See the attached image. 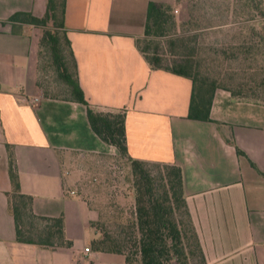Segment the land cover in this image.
<instances>
[{
  "label": "crops",
  "instance_id": "crops-1",
  "mask_svg": "<svg viewBox=\"0 0 264 264\" xmlns=\"http://www.w3.org/2000/svg\"><path fill=\"white\" fill-rule=\"evenodd\" d=\"M152 1L173 3L66 0L64 30L85 99L97 109H126L132 157L182 168L207 264H264V102L218 88L210 120L190 118L192 80L153 69L140 49ZM47 2L0 0V264L112 262L113 253L85 252L95 233L76 186V157L118 151L93 130L85 104L45 93L44 26L10 20L17 12L43 17ZM10 152L33 213L62 216L71 247L18 242Z\"/></svg>",
  "mask_w": 264,
  "mask_h": 264
},
{
  "label": "trees",
  "instance_id": "trees-1",
  "mask_svg": "<svg viewBox=\"0 0 264 264\" xmlns=\"http://www.w3.org/2000/svg\"><path fill=\"white\" fill-rule=\"evenodd\" d=\"M235 7V12L241 17L248 16L252 11H256L260 17L257 21L258 27L250 26L252 32L249 35L253 39L248 40L247 36H242L226 48L233 54H241L244 61L255 63L250 65L254 70L253 74L257 76L250 79L253 82L251 85L244 81L235 82L233 78L227 83L202 70L196 53L180 51L188 49L189 40L195 39L194 37L182 35L168 37L169 51L173 56L169 59L159 50L161 41L157 42L154 50L148 42L144 46L140 45L145 59L153 69H165L192 80L190 118L210 120L212 102L218 88L230 91L236 98L261 102L253 99L254 96L250 94L257 92V89L264 90L263 0H237ZM172 10L170 4L150 2L146 33L171 34L176 29ZM65 12L66 0H48L43 17L35 16L31 12H17L10 20L44 27L52 24V29L44 31L41 50L42 48L49 50L52 64L60 78L68 85L71 97L87 106L88 119L93 130L104 142L116 148L118 151L116 156L129 168L136 206L135 217L127 226L133 231L125 239H121L122 243L114 238L109 241L97 239L94 241L95 250L122 254L125 264H207L199 235L188 211L182 168L176 164L132 157L127 144L126 109L116 111L97 109L85 99L77 78L71 42L64 30ZM176 47L179 49L176 50ZM166 60L171 61V64L165 63ZM9 157L13 184L9 200L15 218L18 242L48 247H71L72 242L66 236L62 216L49 218L33 213V197L20 191L19 175L12 152Z\"/></svg>",
  "mask_w": 264,
  "mask_h": 264
},
{
  "label": "rangeland",
  "instance_id": "rangeland-1",
  "mask_svg": "<svg viewBox=\"0 0 264 264\" xmlns=\"http://www.w3.org/2000/svg\"><path fill=\"white\" fill-rule=\"evenodd\" d=\"M172 1L173 3H163L172 6L176 29L169 35H148L142 40L141 45L144 46L148 42L154 50L157 42L161 41L159 50L165 58L169 59L173 56L169 51L168 37L181 35L194 37L195 39L189 40L188 49L184 48L180 51L196 53V59L202 70L227 83L231 82L230 78H233L235 82L244 81L250 85L253 84L250 79L257 76L253 74L254 70L250 68V65L255 63L244 61L241 54H233L226 48L242 36H247L248 40L253 39L249 35L252 32L250 26L258 27L257 21L260 18L258 13L252 11L248 16H239L235 12L237 0ZM240 6L241 4L238 8ZM50 29L52 24L44 27L43 31ZM250 44L252 45L251 42ZM195 47L196 50H194ZM39 58L41 84L45 93L63 98L71 97L68 85L60 78L52 64L49 50L42 48ZM165 63L171 64V61L166 60ZM256 91L250 95L254 96L253 99L264 102V90ZM76 158L78 161L76 166L80 171L76 186L93 217L91 225L95 236L91 239L92 244L87 245L93 252L94 241L97 239L109 241L114 238L121 241L132 233L133 230L127 226L135 217L136 205L132 191V177L128 166L118 159L116 154L92 153L83 161L79 157ZM110 257H113L114 261L101 259L93 264H125L122 254H111ZM82 264L92 263L85 260Z\"/></svg>",
  "mask_w": 264,
  "mask_h": 264
},
{
  "label": "built area",
  "instance_id": "built-area-1",
  "mask_svg": "<svg viewBox=\"0 0 264 264\" xmlns=\"http://www.w3.org/2000/svg\"><path fill=\"white\" fill-rule=\"evenodd\" d=\"M72 193H74V191H73ZM85 252H86V253H90V252H92V251H91V248H90L89 246H86V247H85Z\"/></svg>",
  "mask_w": 264,
  "mask_h": 264
}]
</instances>
